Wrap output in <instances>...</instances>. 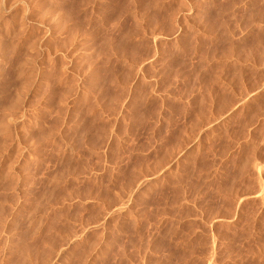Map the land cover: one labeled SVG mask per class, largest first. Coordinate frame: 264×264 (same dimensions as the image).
Here are the masks:
<instances>
[{
	"label": "rangeland",
	"instance_id": "374dc122",
	"mask_svg": "<svg viewBox=\"0 0 264 264\" xmlns=\"http://www.w3.org/2000/svg\"><path fill=\"white\" fill-rule=\"evenodd\" d=\"M5 1L0 264H264V0Z\"/></svg>",
	"mask_w": 264,
	"mask_h": 264
},
{
	"label": "bare ground",
	"instance_id": "6f19581e",
	"mask_svg": "<svg viewBox=\"0 0 264 264\" xmlns=\"http://www.w3.org/2000/svg\"><path fill=\"white\" fill-rule=\"evenodd\" d=\"M6 1H7V0H6ZM6 1H5V2H6ZM57 1H58V0H56V2H57ZM255 1H256V0H255ZM255 1H254V0H250L251 4H254ZM7 2H8V1H7ZM22 2H23V1H22ZM10 3H11V1H10ZM12 4H13V3H12ZM45 4H46V3H45ZM263 4H264V3H263ZM6 6H7V5H6ZM262 6H264V5H262ZM8 7H9V6H8ZM16 7H17V6H16ZM16 7H15V8H16ZM47 7H48V6H47ZM253 7H254V6H253ZM260 7H261V6H260ZM258 8H259V7H258ZM258 8H257V9H258ZM253 9H255V8H253ZM259 9H262V10H263L264 7L259 8ZM262 10H261V11H262ZM254 11H255V10H254ZM261 11H259V12H260L259 15L261 14L260 17L263 18V17H264V11H262V13H261ZM14 12H15V11H14ZM14 12H13V13H14ZM170 14H171V12H170ZM255 14H257V11H256ZM57 15H58V14H57ZM173 15H174V13H173ZM173 15H172V16H173ZM257 15H258V14H257ZM259 15H258V17H259ZM12 16H13V15H12ZM62 16H63V15H62ZM255 16H256V15H255ZM60 17H61V16H60ZM260 17H259V21L263 22L264 19H263V20H260ZM57 18H58V17H57ZM57 18H56V19H57ZM254 18H255V17H254ZM58 19H59V18H58ZM178 19H179V18H178ZM256 20H258V19H256ZM41 21H42V20H41ZM4 22H5V21H4ZM39 22H40V21H39ZM56 22H57V21H56ZM58 22H59V21H58ZM261 22H260V23H261ZM40 23H41V22H40ZM258 23H259V22H258ZM262 24H263V23H262ZM259 26H260V25H259ZM263 26H264V24H263ZM177 27H178V26H177ZM263 28H264V27H263ZM4 31H5V30H4ZM43 31H44V30H43ZM1 42H2V41H1ZM53 49H54V48H53ZM0 67H1V66H0ZM238 101H239V100H238ZM235 103H236V102H235ZM234 105H235V104H234ZM20 106H21V105H20ZM10 107H11V106H10ZM21 109H22V108H21ZM7 110H8V109H7ZM19 114H20V113H19ZM12 116H13V115H12ZM24 116H25V115H24ZM8 117H9V116H8ZM17 119H18V118H17ZM8 129H9V128H8ZM4 142H5V141H4ZM4 144H5V143H4ZM152 174H153V173H152ZM155 174H156V173H155ZM150 175H151V174H150ZM132 176H135V175H132ZM132 176H131V177H132ZM130 180H131V179H130ZM133 181H134V180H133ZM149 182H150L149 180H145V179L142 180V183H144V184H148ZM135 185H136V183H135ZM12 186H13V185H12ZM140 186H142V185H140ZM140 186H139V187H140ZM148 186H149V185H148ZM134 187H136V186H134ZM136 189H137V187H136ZM133 190H134V189H132V191H133ZM140 190H141V189H140ZM125 193H126V192H125ZM139 193H140V192H139ZM130 199H131V198H130ZM240 204H241V203H240ZM0 207H1V205H0ZM116 207H117V206H116ZM118 207H120V206H118ZM122 207H123V206H122ZM122 207H120V209H121ZM118 209H119V208H118ZM120 209H119V210H120ZM3 210H4V209H3ZM117 212H118V211H117ZM121 212H122V209H121ZM121 215H122V214H121ZM213 215H214V214H213ZM220 215H221V214H220ZM220 215H218V217H219ZM211 216H212V215H211ZM215 217H217V216H215ZM210 218H211V217H210ZM211 220H212V219H211ZM75 236H76V235H75ZM77 236H78V235H77ZM81 239H82V238H81ZM74 240H76V239H73V242H74ZM76 241H77V240H76ZM79 241H80V240H79ZM78 243L80 244V242H78ZM78 243H77V244H78ZM36 245L38 246V241H37V242L34 241L33 244H32L31 246L29 245L30 247L27 248V252H28V250H31L32 252H28V253L26 254L27 256L32 257V255H34L35 253H37V250H36L37 247H36ZM75 245H76V244H75ZM75 247H76V246H75ZM25 248H26V247H25ZM25 248H24V249H25ZM72 248H73V247H72ZM18 249H19V248H18ZM39 249H40V248H39ZM72 250H73V249H72ZM15 251H16V250H15ZM25 251H26V250H25ZM49 252H50V251H45V252H43L42 261H43L45 258L48 259V256L50 257V253H49ZM48 253H49V254H48ZM21 255H22V254H21ZM23 257H24V256H23ZM29 257H28V258H29ZM26 258H27V257H26ZM26 258H23L24 261H23V260H21V261H22L23 263H25V262L27 261L26 263L28 264V262H30V260H28V259H26ZM29 259H31V258H29ZM46 259L44 260L45 262H46ZM21 261L19 260L18 263L23 264V263H21ZM44 261H43V262H44ZM43 262H42V264H43ZM26 263H25V264H26ZM63 263H64V262H63ZM14 264H15V263H14ZM29 264H30V263H29ZM40 264H41V263H40Z\"/></svg>",
	"mask_w": 264,
	"mask_h": 264
}]
</instances>
